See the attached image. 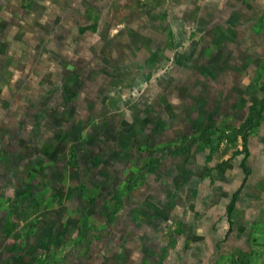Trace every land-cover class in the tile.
Returning a JSON list of instances; mask_svg holds the SVG:
<instances>
[{"label":"crops","instance_id":"crops-1","mask_svg":"<svg viewBox=\"0 0 264 264\" xmlns=\"http://www.w3.org/2000/svg\"><path fill=\"white\" fill-rule=\"evenodd\" d=\"M119 1L125 11L124 5L128 3L124 4V0L96 3L88 14L94 25L56 24V31L65 36L57 44L60 48L69 45L71 49L85 44V51L91 54V48L103 41L104 21L110 19L113 5H119ZM262 2L138 0L128 14L120 13V7L115 6L114 15L117 19L133 16L129 25L134 31L143 32L131 44L121 41L132 50L135 69L146 59H153L152 65L155 64L157 53L167 47L164 34H174L181 46L222 49L223 57L219 58L231 66L221 69V60L212 61L207 79L226 86L227 93L216 95L231 96V101L225 104L227 108L215 110L214 120L231 113V125L237 128L247 117L249 106L264 95L254 82L264 81ZM72 5L67 12L70 17L77 15L75 0ZM157 14H164L162 23L156 21ZM122 23L125 24L124 20ZM141 26L143 30L137 29ZM35 28L42 31V25ZM83 31L95 34L79 37L78 33ZM36 36L29 42L42 47V36ZM257 48L259 55L253 56ZM143 50L147 53L140 55ZM93 59L89 55L78 58L71 50L59 57L60 69L66 72L54 74L48 64L43 67V61L36 60L38 67L28 69L23 66L25 59L20 70L14 69L20 80L11 92L17 98L3 109L4 116L0 114V264H231L241 251L251 255L252 264H264V203L240 201L249 194L250 166L246 173V167L233 169L231 161L222 163L210 170V177L200 169L190 168L185 158L200 159L189 154L192 147L209 142L216 134L193 142L183 153L158 154L149 161L144 158L140 164L141 148L149 143L140 134L159 133L165 138L168 132L162 133L156 126L147 131L150 116L145 120L139 113L130 119L105 114L107 100H102L118 91L115 86L123 76L106 73L94 82L99 74L91 76L89 72L91 66L100 62ZM139 72L138 67L135 74L140 77ZM63 74L65 82L59 90H53V95L58 96L44 102L43 95L51 80ZM109 75L115 80L110 86L102 83ZM183 75L179 72L178 78ZM196 87L197 94H206V86ZM76 94L87 100L80 99L75 109L68 97ZM219 104L224 105L217 100L215 105ZM170 111L164 108L165 113ZM89 113L90 129L85 124ZM100 113L109 120L105 128H97ZM204 119L203 110L194 108L180 124L171 121L176 126H169L168 131H177L176 127L182 125L184 131L179 141L165 143L159 149L180 144L181 138L189 135L187 130L194 120L199 122L200 131L222 130L205 125ZM262 124L264 111L254 127ZM252 128L246 137L247 153L237 157L241 163L251 153ZM175 157L185 162V167H171L169 163ZM209 163L214 164V157ZM148 164L149 169L141 172L140 168ZM125 174L131 175L126 179V187ZM117 193L119 201L114 198ZM233 196V208L228 211ZM115 206L113 219L108 221ZM251 210L258 211L252 215Z\"/></svg>","mask_w":264,"mask_h":264},{"label":"rangeland","instance_id":"rangeland-1","mask_svg":"<svg viewBox=\"0 0 264 264\" xmlns=\"http://www.w3.org/2000/svg\"><path fill=\"white\" fill-rule=\"evenodd\" d=\"M75 1L77 3L75 8L77 15L70 17L67 15V12L73 7V0H0L1 115L4 116L5 111H3V109L17 98L16 95L11 92V88L13 89L15 87L16 89V87H18L17 84L20 78L14 74V69L20 70L21 67H19V65L23 63V59L26 61V65L24 64L23 66H28V69H34L35 65L38 67L36 62L43 61V67L48 64L47 68L51 69L50 71L55 74L57 71L66 72L65 69H60L59 57H63L73 50L78 58L82 55L86 58V55H89L92 59L94 58L93 60L98 59L97 62H100L98 66H91V71L89 72L91 76H97L99 74L98 78L94 79V82L99 78L102 79L104 77L103 75H106V73H113V75L121 73L120 75L123 76V80L120 79L117 86H115L118 88V91L114 93V95H108V99L104 97L102 100V103L107 100L108 109L104 111L105 114L110 115V117L113 115V118L117 114L118 116H125L124 119H130L134 113H139L141 117L145 116V120L150 116L151 122L150 125L146 127L147 131L156 126L162 133L164 131L168 132L165 138L161 137L159 133L155 135L151 132L140 134L139 137H145V141L149 142L143 146L144 148H141L140 157L142 158L140 164L143 163L144 158L152 159L154 156L157 157L160 152L159 148L163 146V144H174L179 141V135L184 131V126L182 125L181 128L176 127L177 131H168L167 129L169 126H176V124H170V122L172 121V123L180 124L185 121L186 116H188L194 108L197 111L203 110L205 113L204 123L210 128L222 129L224 131H231L233 129L231 125V113L227 114L226 112V114L220 116L219 120H214L215 110L227 108L225 104L231 101V96L216 95L223 92V94L227 93L225 92L226 86H221L215 81L214 84L210 83L207 79L209 73L207 68L208 65H211L212 61L218 62L221 60L223 63L220 66L222 67L221 69H228V67L231 66L228 62H225L226 60L220 59L223 57L220 55L223 53L222 49L218 50L211 46L204 48H198L197 45L181 46L174 37V34L172 36L164 34L163 39L167 38V47L157 53L154 65H152L153 59H150L149 62L147 59L145 61L143 60L144 63L138 66L140 68L139 75H141L139 77L135 74V71H138V67L137 69L133 68V64L131 63L130 51L132 50L128 46H125V44L126 42L131 44V42L135 41L139 36H142L143 32L134 31L131 25H129L133 22V16L130 18L121 17L119 19L115 17L117 13L116 7H120V13L124 11L121 1H119V5L118 2L113 5L114 10L112 11L110 19L104 21L103 29L105 33L103 32L104 36L101 37L104 42L102 41L101 44L98 41V46L91 48V54L85 51V49H87L85 44L79 49L77 47L71 49L68 47L69 45L66 44L60 48L61 46H59L57 42L60 41V39H64L65 36H62V33L56 31L55 25L62 22L65 24L70 23L86 26L94 25L95 23L89 17L90 15H88L90 14L89 10L93 9L96 3L98 4L103 0ZM137 3L138 0H127L126 2L124 0V12L127 14L130 13V10L133 6L135 7ZM262 3L264 4V0ZM144 16L146 15H143V17ZM254 16L253 14V20L255 19ZM155 18L158 23H162L165 20L164 14H157ZM122 20H124L125 24L122 23ZM144 22L147 24L146 21ZM141 24L143 25V22ZM38 25H42V31L40 32L39 30L36 31L35 28V26ZM138 25L139 24H137V26ZM142 27L143 26L137 27V29L143 30ZM86 33L88 36H94L95 34L94 32L83 31V33H78V35L80 37ZM36 35L42 36V47L36 45L35 42H29L34 41L35 37H37ZM156 35L159 36V33L156 32ZM59 36L61 37L59 38ZM192 38L193 37H186L184 39L192 40ZM122 40L126 42L122 43ZM144 51L145 50L139 52L140 55L147 53ZM40 52L42 53L40 54ZM259 52L257 48V50L253 52V56H258ZM139 53L135 51L134 55L136 58H138ZM227 57L230 58V56ZM34 60H36V62H34ZM122 62L123 64L121 65ZM179 72H181L182 75L183 72H185V74L181 76V78H178ZM194 72L196 73L193 74ZM111 76L112 75H109V78L102 80V83L110 86V84L115 81ZM58 77H60V75ZM65 77L66 75L63 74V76L60 77L61 79L57 78L56 80H51V83L53 81H55V83L53 86H51L50 83L45 90V94L43 95L44 102H46L47 99L56 98L58 96L53 95V90H59L62 83L65 82ZM192 77L195 78L192 79ZM254 82L259 85L264 92V81L255 80ZM197 85H204L207 87V89H205V95L196 93ZM228 89H230V86L226 90ZM184 93L186 94L183 95ZM62 98L61 96L60 99ZM68 99H70L69 103L75 105L76 109L79 105V100L85 101L87 97L76 94L70 95ZM97 99L101 100L102 97H97ZM217 100L224 105L221 106L219 104L216 106ZM164 108H168V110L171 111L165 113ZM91 116L92 114H87V123L85 122L89 129L91 128ZM102 117V113L97 117V128H105L109 123L108 119ZM92 118L96 119L95 116ZM193 119L197 118L193 116ZM218 121H220V123H214ZM200 129L199 122L194 120L193 126L188 128L187 132L189 136H192L198 134ZM249 137L251 153L242 163L240 161L241 158H237L240 157V155L243 156L245 153L240 135H238L235 140H228L223 135L212 136L209 142L196 145L189 151V154H193L194 156L198 155L200 159L195 158L191 160L185 158L184 160L189 163L190 168L200 169L204 171V175L208 177H210V170L214 166L218 167L222 163H229L231 161V168L233 169L236 167H244L243 169H245V167L247 168L250 166L251 175L248 178L249 194H245L243 198H240V201H242V203H247V200H250L253 205H255V203H264V124L252 128ZM163 139H166V142H163ZM90 140L91 138L87 141L89 142ZM152 143H154V145ZM211 157H214V164H208ZM185 162L179 159V157H175L169 164H171V167L175 165V167L178 168L181 167L182 164L185 167ZM149 166V164L142 166L140 171L142 172L143 170L149 169ZM128 174H125L124 177L125 187L127 185L126 179H129L131 176ZM261 188L262 191L260 190ZM255 211L258 210H251V214L255 215Z\"/></svg>","mask_w":264,"mask_h":264},{"label":"trees","instance_id":"trees-1","mask_svg":"<svg viewBox=\"0 0 264 264\" xmlns=\"http://www.w3.org/2000/svg\"><path fill=\"white\" fill-rule=\"evenodd\" d=\"M264 111V95H262L257 101L252 103L249 106V113L247 117L243 120V122L239 125L237 128H233L231 131H224V130H219V131H209L207 129H203L198 133L197 135H184L181 139L180 144H175L173 146L166 145L164 146L159 154H180L188 150L189 146L197 141V140H204L206 136L216 134L218 136H225L228 140H235L238 135H240L242 139V144L245 153L246 151V137L248 134V131L256 126L259 123V120L262 116V113ZM245 172L247 173V168L245 169ZM115 201L120 200V195L119 193L114 194ZM235 196L231 199V202L228 205V211H230L233 208V203H234ZM116 210V206L113 207L111 214L108 216V221L113 219V212ZM231 264H252V258L251 255L247 252H239L236 257L233 259Z\"/></svg>","mask_w":264,"mask_h":264}]
</instances>
